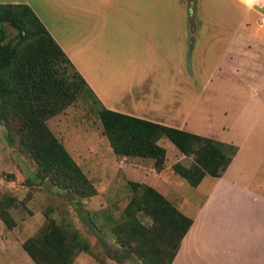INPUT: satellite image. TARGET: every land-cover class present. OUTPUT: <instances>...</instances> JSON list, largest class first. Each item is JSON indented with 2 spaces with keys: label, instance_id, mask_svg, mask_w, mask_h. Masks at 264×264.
Returning a JSON list of instances; mask_svg holds the SVG:
<instances>
[{
  "label": "crops",
  "instance_id": "0c3cea01",
  "mask_svg": "<svg viewBox=\"0 0 264 264\" xmlns=\"http://www.w3.org/2000/svg\"><path fill=\"white\" fill-rule=\"evenodd\" d=\"M204 1L0 3H24L32 8L84 80L83 86L100 105L99 110L106 108L209 137L220 142L228 154L231 147L235 148L220 176L206 174L196 185L203 189V195L194 205L189 198L177 199L162 177L168 170L174 172L171 167L175 162L170 163L169 154L176 157L180 152L175 146L168 152L160 144L161 138L158 144L166 149V158L160 170L153 167L151 158L116 156L113 151V156L108 152L102 160L95 156L86 160V165L96 159L97 164L104 166L102 180L114 182L125 178L149 185L192 218L170 264H264V77L262 82L256 79L258 73L264 76V12L258 9L264 8V0L251 7L244 0H218L224 6L216 12L196 13ZM34 4L47 9L51 17L54 15V26L46 22V18H52L42 16ZM190 5L194 7L193 15L189 13ZM56 21L69 22L70 32H66L64 23L61 26ZM66 35L71 39H64ZM221 70H234L237 76L249 73L247 95L252 101L261 102V110L241 112L228 125H223L215 112H207L204 88L208 82L216 88L211 100H222L229 94L217 88L228 81ZM240 82L232 79L237 93ZM199 84L201 88L196 89ZM254 129L263 134L256 141ZM66 132L79 148L91 147L85 141L89 134L84 136L75 128ZM69 141L63 143L71 155L76 146L69 148ZM252 149L258 153L251 157ZM98 170L93 174L86 167L84 172L89 179L98 181L101 177L94 176ZM106 174L110 176L106 178ZM96 189L89 205L91 211L105 208L97 203L103 195L102 188ZM91 222L96 230L98 223ZM4 227L0 220V264H35L22 247L29 236L18 239L4 232H11L14 227ZM82 251L71 264H94Z\"/></svg>",
  "mask_w": 264,
  "mask_h": 264
},
{
  "label": "trees",
  "instance_id": "16d2710c",
  "mask_svg": "<svg viewBox=\"0 0 264 264\" xmlns=\"http://www.w3.org/2000/svg\"><path fill=\"white\" fill-rule=\"evenodd\" d=\"M6 25L16 32L12 38H8ZM62 64L68 65L84 85L29 5L0 3V117L5 114L16 118L18 127L23 126L19 129V142L36 163L34 175L38 181L49 179L81 200L97 194V189L46 123L74 99L75 92L69 88L72 86L60 76ZM99 120L116 156L151 158L156 170L165 164L166 149L158 140L166 137L180 153L192 157L188 165L175 162L171 167L191 186H196L206 174L220 176L235 152L231 147L228 154L220 142L209 137L106 108L99 111ZM128 184L131 197L124 207L126 220L115 228L116 238L125 245V251L136 254L144 264H170L192 218L153 187L133 180H128ZM15 203L14 197H0V220L8 229L16 225L12 213ZM138 213L148 216L151 226L145 227L137 218ZM125 225L132 233L121 231ZM101 228L104 229L95 227L102 231ZM130 237L136 242L129 241ZM96 238L99 242L100 238ZM84 243L75 227L48 218L25 239L22 247L35 264H71L79 251H89Z\"/></svg>",
  "mask_w": 264,
  "mask_h": 264
},
{
  "label": "rangeland",
  "instance_id": "374dc122",
  "mask_svg": "<svg viewBox=\"0 0 264 264\" xmlns=\"http://www.w3.org/2000/svg\"><path fill=\"white\" fill-rule=\"evenodd\" d=\"M244 3L251 7V4ZM223 6L218 0H206L200 8H196V13H214ZM34 8L44 17L48 16L52 18L54 16L51 17L48 10L44 9L43 6L34 4ZM187 9L186 6L185 10L187 11ZM193 9V5H190V15H193ZM258 9L261 13L264 12V8ZM46 20L51 27L54 26L55 22L53 18L51 21L48 18ZM56 22L61 26L64 23L62 21ZM185 28L188 30L187 25ZM64 29L66 32H70L69 22L68 24L64 23ZM6 30L8 38H12L16 33L9 25H6ZM64 39H71V37L66 35ZM59 71L64 82L66 81L72 86H69V88L75 92L73 94L74 99L64 110L47 119V126L62 142L70 140L68 143L70 144L69 148H74L76 143L75 140H71L70 136L72 135L66 132V129L73 130L75 128L84 136L89 134V137L85 141L91 147H88L86 144V148L82 149L77 145L74 148L76 152L73 153L72 151L71 157L74 161L78 159L77 156L80 157L78 161L81 163L78 164L77 161L76 163L83 172L87 167L95 174V170L99 168L94 176L95 178L100 176L101 179H98V181L90 179V181L95 187L100 186L102 188L101 192L103 195L98 197L97 203L99 206L105 205V208L91 211L89 205L92 196L82 198L81 200L74 199L71 193L62 190V188L52 183L49 179L39 182L34 175L37 168L35 161L19 142V129L23 128V126L18 127L19 124L17 123L19 122L16 118L3 114L0 117V197L7 195L14 197L16 201L12 207L16 225L13 230L11 229V232L7 230L4 232L10 236L14 235L18 239L26 238L35 234L43 223L48 218H51L59 223L62 221L66 222L73 228L79 227L77 229L78 236L80 239L82 238L83 242H85L84 244H87L89 249L88 252L82 251L80 253L87 254L94 264H104L108 259L110 261L107 264H144L143 260L139 259L136 254L131 253L129 250L125 251V245L114 234L115 228L123 225L126 220L124 207L131 197L128 180L125 178L119 181L115 180L114 182L102 180L101 169L104 166L97 164L98 160L96 159L91 164L86 165L85 163L87 159H92V156H95L99 160L105 158L108 152L110 153L109 155L113 156L109 141L103 133L99 120L100 105L88 90L78 82V78L68 65L62 64L59 67ZM251 72L253 71L251 70ZM221 74L228 77V81L222 85H218L217 88H223L222 91L229 94L224 95L222 100H211L213 96L212 92L216 88L212 83L208 82L204 88L205 96L208 98L205 101L207 112H215L214 114L223 121V125H228L241 112L261 110V102H254L247 95L249 92V84L247 82L249 73L245 72L242 76H237L234 70H221ZM263 77V73H258L256 79L262 82ZM232 79L235 83L237 79L241 80L238 86V93L236 84L232 85ZM195 88L200 89L201 85H195ZM65 124H67L66 127H64ZM252 132H254L253 141L263 137L262 133H258V129H254ZM97 142L99 143L98 145H96ZM160 144L165 146L168 152L174 148V145L166 137L160 139ZM92 147L93 149H91ZM257 151L252 149L250 152L251 157L254 153H258ZM169 159L170 163L180 162L184 165H188L192 161V157L185 156L182 153H178L176 157L169 154ZM108 176L110 175L106 174V178ZM259 176L261 177V173ZM162 177L169 183V186L173 189L172 194L177 199L181 200L183 197L189 198L193 200L192 204L194 205V202L198 201L203 195V189L191 186L185 178L175 174L171 170L166 171ZM250 183L254 184L253 181ZM105 187H109L110 189H103ZM137 218L145 227L151 226L152 221L148 216L138 213ZM91 220L97 222L98 226L104 229L102 231L98 229L93 230ZM122 229L121 231L124 233L126 229L132 233L127 225ZM121 231L120 234L122 235ZM96 235L100 238L99 242H97ZM129 241L134 243L136 239L130 237Z\"/></svg>",
  "mask_w": 264,
  "mask_h": 264
},
{
  "label": "built area",
  "instance_id": "2783aa9c",
  "mask_svg": "<svg viewBox=\"0 0 264 264\" xmlns=\"http://www.w3.org/2000/svg\"><path fill=\"white\" fill-rule=\"evenodd\" d=\"M244 1L253 6L257 5L260 2V0H244Z\"/></svg>",
  "mask_w": 264,
  "mask_h": 264
}]
</instances>
